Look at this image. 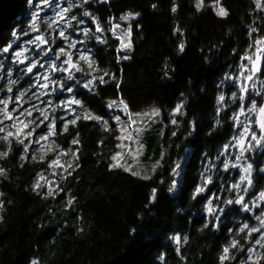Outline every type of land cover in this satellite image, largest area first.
<instances>
[{"label":"trees","instance_id":"trees-1","mask_svg":"<svg viewBox=\"0 0 264 264\" xmlns=\"http://www.w3.org/2000/svg\"><path fill=\"white\" fill-rule=\"evenodd\" d=\"M204 1L209 4L211 0ZM219 1L226 16H218L208 4L197 10L194 0H48L47 4L0 0V46L8 31L12 39L36 32L49 41H58L53 34L61 30L78 41L84 40L80 35L88 34L84 44L90 46L89 57L95 62L89 70H97L93 89L81 91L78 97L83 106L75 105L73 119L80 117L76 124L63 131L64 124L57 119L55 137L29 144L24 159L22 147L17 151L20 146L12 137V150L0 157V169L5 170L0 174V264H31L33 260L37 264H222L219 257L225 246L229 252L223 264H264V239L259 232L240 231L245 224L258 229L257 218L264 215V205L258 200L264 189V149L253 141L254 146L238 159L240 151L233 137H238L237 128L242 130L243 125L231 119L240 108L241 83L231 78L240 77L241 65L248 66V59L241 57L252 56L256 39L264 37V9L257 8L255 0ZM69 5L72 9L65 20L56 18ZM85 11L97 17L102 34ZM129 12L138 14L130 21L131 49L119 52L110 21ZM33 13L37 15L35 30L30 23ZM73 15L76 20L71 19ZM250 27L259 31L250 35ZM247 75L245 69L244 79ZM101 76L104 83H99ZM256 81L262 82L257 84L261 90L264 74ZM21 92L23 103L16 100ZM233 92L237 93L235 101ZM220 95L225 99L218 105ZM6 97L11 110L20 104L14 112L17 119L25 108L32 111V106L39 110L46 105L34 84H24ZM120 98L133 112L149 106L161 110L160 122L146 131L148 146L156 148V156L164 154L150 180L122 167H109L119 127L107 105ZM253 99L260 103L264 95L250 87L245 100L248 107ZM85 109L107 120L111 131L98 121L84 119ZM242 115L249 116L254 129L252 112ZM23 119L36 122L43 117L33 111L32 117ZM11 124L0 128L14 130ZM46 124L40 126L43 131L33 134L35 140L46 133ZM4 135L0 132V151L9 148ZM73 139L79 143L72 144ZM185 155L180 184L169 193L172 169ZM54 159L60 164L49 166ZM235 160L252 165L251 185L241 180L233 167ZM41 176L40 186L33 190ZM237 183L239 187L234 188ZM198 185L204 191L193 198ZM49 187L54 195H47ZM154 188L157 198L151 200ZM70 197L75 200L66 207ZM240 197L249 209L225 203ZM176 234L181 237L179 245L173 239ZM233 240L238 241L235 247Z\"/></svg>","mask_w":264,"mask_h":264},{"label":"snow or ice","instance_id":"snow-or-ice-1","mask_svg":"<svg viewBox=\"0 0 264 264\" xmlns=\"http://www.w3.org/2000/svg\"><path fill=\"white\" fill-rule=\"evenodd\" d=\"M84 2L87 3L88 0H84ZM255 2L257 4L258 8L259 7H264V5H262L260 3V0H255ZM29 3H32V0H29ZM42 3L47 4L48 0H42ZM217 3H219V0H217ZM154 7H155V5H154ZM196 8H197V10H199L201 8L200 0H197ZM71 9H72V5H69L68 8L61 9V11L57 12L56 15H57V17H60L62 19L63 15H67L69 12H71ZM172 11H174V12L176 11L175 3H173ZM216 14L218 16H226L227 15V11L223 7H220L219 10L216 12ZM84 15L88 16V17H91V20L96 23V31L98 33L103 31V28L100 26V23H99L97 17L92 16V14L87 12V11H85ZM133 15H138V14H134V13L129 12L127 15L121 16V19L122 20H128L129 17L133 16ZM71 19L72 20H76V16L73 15L71 17ZM36 21H37V15L35 13H33L32 17H31V21H30V23L33 25V30H35ZM79 22L81 24L84 23L83 20H80ZM50 27H51V25H50ZM258 31H259V29H257V28H252V27L249 28V34L250 35L257 33ZM84 32L87 33L88 29L85 28ZM113 34H115V29H113ZM12 35L13 36L17 35V32H16L15 29L13 30ZM127 35L129 37V41L126 44L123 43V39L124 38L123 37L120 38L121 39V45H120L121 48H130L131 47V28H129ZM60 36L64 37L65 39H67V37H65V34H64L63 30L60 31ZM96 39L100 40L101 37L97 36ZM29 43H36V47L39 48L40 44L46 43V41L43 39V36L41 35V36H37L35 41H29ZM255 45H256V52L259 54L257 56L256 60H253V58L251 56L241 57L242 60L243 59H248L251 62L252 66L248 67L247 65H241L240 77L239 78H231V79H233V83H236L237 79L241 80V83H240V94H239L240 108H239L238 112H234L233 113V116H232L231 119L234 120L237 125H239V124H241L240 117L246 111L251 113V112H255L257 110V108H258V111L260 113V118L256 121V123L258 125V128H259V134L256 131L252 130V128H251V123L252 122L251 121H246L245 123H243V129L242 130L237 128V131L240 132V135H239L238 138L237 137H233V139L237 140V144H238V146L241 149L240 156L238 157V159L243 157L244 152L247 151L248 148H251V147L254 146L252 144L253 141L255 142V145H258L261 148H264V105H258V102L255 99L252 100V103H251L250 107H248L246 105L245 100H246V97H247L248 92H249V86H248V84L243 82L244 81V70L245 69H247V71L249 73V75L247 76V80L248 81H254L257 73L264 74V65H262L260 63V61L262 59H264V50H262V47H261V46H264V37H258L256 39V41H255ZM71 46L75 47L76 46L75 42H73ZM10 47H11V45H7V46H5L2 49V51L7 53V52H9ZM180 48H181V50H183V44L180 45ZM26 50L27 49H22V50L16 52L15 56L16 57L23 56V52L26 51ZM118 51H119V49H118ZM63 52H64L63 48L58 50V53H57V58L58 59H59V53H63ZM24 59H27V57H24ZM80 59L83 60V61H87L90 69L92 68V65L95 63L94 61L90 60V57H88L86 55H83V54H81ZM20 62H22V61H20ZM64 63L68 65L67 68H64V67L57 68L55 66V64H53L51 66L52 70L53 71H66V72H69V75H68V77L66 79H68V80L74 79V77H73V75H72L70 70L71 69H75V70L79 71V70H81L80 66L78 64H74L72 62L71 54L68 55V60H66ZM2 66L3 65H0V67H2ZM34 67H35V63H30L28 65L27 71L29 73L32 72ZM93 70H95V69H93ZM105 75H107V73H105ZM44 80H45V83L39 85L38 90L39 89L48 90V81H49L48 75H45ZM96 82H97V77L93 76L91 80L87 81V83L84 85V87L92 90L93 89V85ZM104 82H105L104 81V77L103 76L99 77V83H104ZM9 83L10 84L11 83H15V81H9ZM52 83H56V82L52 81ZM59 88H60L61 91H66L68 93H72L73 92V88L67 87L66 84H63V83H61L59 85ZM251 89L253 91H256L257 95H264V91L258 89L257 85L255 83L251 84ZM9 90L11 91V89H9ZM56 90H57L56 88H52L51 89V91H53V92H55ZM41 94L43 95L44 93L41 92ZM23 95H24V92H21L20 95L16 96V100L19 101L20 103H23V100H22ZM181 95H183V94H181ZM232 97H233V99L235 101V98L237 97V93L233 92L232 93ZM224 99H225V97L223 95L218 96V98H217L218 105L221 102H223ZM0 103H2L3 106H4L2 109H0V113H2V115H0V119L6 118V119L12 121V124L10 125V128L14 129V130H6L5 128H0V132H5V135L2 137V139L9 144V148H8L7 151H0V157H6L8 155V153H9V151L12 150L11 149L12 141H11L10 138L14 137L15 140H16L17 145L20 146V147L17 148V151H20L21 147L23 149V151H21V159H24L25 158V153L29 152V144L34 143V142L38 144L40 141L46 140L48 136L56 134V128H57V123H56L57 116L55 114V109L56 108L63 107V108H67L71 112H75L76 109L72 107L73 104L74 105H80L81 107L83 106L81 100L74 99V98L71 99V100H67V101H61L59 105H57L55 103L42 105V107L39 110H37L35 108V106H32V111H29L28 108H25L20 113V117L21 118L17 119V117L13 116V113L16 112L17 108L20 107V104H17L16 108H13L11 111H8L9 100H3V101H0ZM121 105H123V110H124L125 114L129 117V121L128 122L121 121V117L118 116V115L112 117V119L117 122V127H119L120 132H121V135L118 136L117 139L118 140H125V139L131 140V139L134 138L135 135H138L140 132L144 131L145 128H143V127L137 128L136 127L137 120L132 118L133 114L131 113L130 109L128 108V105L123 101V99H121L119 101V103H117L116 101L110 102L107 105V108L115 110V109H119ZM181 107H182V103L181 104H177L176 108L172 110V114L175 115L176 113H178L180 111ZM225 107H226V105H225ZM45 109H47V111H45ZM33 111H39L40 116L43 117V119H38L36 122H34L33 119H27V120L23 119L24 117H32V112ZM220 111H221V108L217 107V113H219ZM49 113H52V115L50 116ZM85 113L86 114L84 116V119L98 121V122L102 123L103 125H105V131H111V128L109 127V122L107 120H105L103 117L91 114L86 109H85ZM65 115H67V113H65ZM135 115L138 116V117L151 116L152 120L149 121V123L152 124V123H157V121H156L157 117H161V110L154 108V109L151 110V112L137 113ZM79 118L80 117L77 116L75 119L64 120L63 121V124H64L63 131H67L68 130V125L69 124H73V125L76 124V122H77V120ZM60 119H63V118H60ZM47 121H51V122L46 124ZM129 123H130L131 127H128ZM140 123L144 124V120L141 119ZM171 123L173 125H175L177 123L176 119H172ZM219 123H220V121L218 120L217 124H219ZM45 124H46V127L48 129V132L45 135L39 136L38 140H35L34 137H33V134L36 133L37 129H40L41 131H43V129L40 128V126L41 125H45ZM125 133H126V135H125ZM77 135H79V133H77ZM172 135L175 136L176 133L173 132ZM249 137H250V140L248 139ZM71 143L74 144V145L78 144L79 140L78 139H73L71 141ZM246 145H247V147H246ZM139 146L143 147V144L140 143ZM224 147L227 148V147H229V145L225 144ZM49 150H51V149H49ZM61 152H63V150H61ZM72 155L74 157L76 156L75 153H73ZM120 155L121 154L119 152H116V153H114L112 155L111 159L113 161H117V157H119ZM32 158L36 159L35 155H33ZM40 159L43 160L44 156L41 155ZM163 159H164V154L162 153L160 161H157L153 165V168H152L153 173H155L156 170L160 167L161 161ZM58 164H60L59 159H54V160H51L49 162V166L58 165ZM120 166L121 165L119 163H112V164L109 165L110 168H117V167H120ZM177 166L179 167V165H177ZM235 166L236 165H233V167H235ZM77 167H78V165H77ZM224 168L225 169L229 168V163L227 161H225V163H224ZM251 169H252V165L249 164L247 166V168H243V171L246 174L250 175ZM4 171H5L4 169H0V174H3ZM172 171L175 174L177 172V169L173 168ZM67 174L71 175L70 172H68ZM133 175H138V173H133ZM142 178L145 179V180H150L152 177L151 176H144ZM40 179H43V177L41 176L37 180V182L32 185L33 190H36L40 186V184H39V180ZM61 179H63V177H61ZM245 179L248 180V184L249 185L252 184V181H251V179H248V176L242 175L241 176V180H245ZM233 187L234 188H238L239 187V183H237L236 185H233ZM170 191H171V189H170ZM203 191H204V189L201 188L198 185L196 187V189L194 190L193 194H192L193 198H195L198 193H201ZM244 191H247V189H244ZM2 195L3 194L0 193V196H2ZM47 195H54V193L52 191V187H49ZM156 198H157V189L154 188V189H152L151 200H155ZM259 198L261 200H264V191L260 192ZM74 200H75L74 197H70L68 199V201H67V204L65 206L66 207L70 206L74 202ZM243 200H244V198L240 197L239 199H237L235 201L229 200V201H226L225 203L226 204H232V203L242 204V207L244 209H249V205L247 203H243ZM2 206H3V202L0 201V207H2ZM208 211L211 213L213 211V209L211 207H209ZM219 211H223V209H219ZM257 219L260 221V227L258 229L257 228H251L247 224H245V225H243L241 227L240 231H243L244 229H247L248 232H249V235H251V233H253V232H259V235L261 236V238L264 239V218L258 217ZM229 231H232V230L230 229ZM173 239L177 242V245H179V242H180V239H181L180 235L176 234L173 237ZM184 239L187 240V237H184ZM237 243H238V241L233 240L231 246L235 247L237 245ZM257 243H261V241L257 240ZM262 246H264V245H262ZM177 251L178 252L180 251L179 247H177ZM228 252H229V247L225 246L224 249H223V254L219 257V259L221 260L222 264L228 258V256H227ZM248 252H249V259H252V255L251 254L253 252V249H251V248L248 249ZM31 264H37V261L33 260L31 262Z\"/></svg>","mask_w":264,"mask_h":264},{"label":"rangeland","instance_id":"rangeland-1","mask_svg":"<svg viewBox=\"0 0 264 264\" xmlns=\"http://www.w3.org/2000/svg\"><path fill=\"white\" fill-rule=\"evenodd\" d=\"M100 1L103 2V1H107V0H100ZM196 2H197V0H194L195 6H196ZM200 3H201V8H203L205 5L208 4L204 0H200ZM260 3L262 5H264V0H260ZM255 4H256V2H255ZM208 5L214 9V2H210ZM256 7H257V4H256ZM219 8H220V6H219ZM219 8H216V10L215 9L214 10L217 12L219 10ZM259 8H264V7H259ZM136 16L137 15L130 16L128 20H122L120 18L117 21H113L111 23V28L117 30L120 34H122V37L124 38L123 43H125V44L128 43V41H129V37H128L127 33H128L129 28H130V21L133 18H135ZM118 48L120 51H126V50L130 49V48H121L120 45ZM258 83H262V82H258V81L255 82V84H258ZM116 102L119 103V101H116ZM154 108L160 109L157 106H149V107H147V108H145L139 112L131 111V113L133 114L132 118L137 120L136 127L137 128L143 127V128H145V130L140 132L138 135H135L134 138L131 140H129V139L118 140L116 152H119L121 155L119 157H117V161L113 162V163H119L121 165L120 167H122L125 170L127 169L126 171L130 172L131 174L138 173V175H135V176H138L141 178L144 176H152L153 175V171H152L153 165L157 161H160V158H161V154L159 156H156L157 150L154 146L153 147L148 146V138H147L148 133L146 132L150 129H154V126L160 122L161 117L156 118L157 123L150 124L149 121L152 120L151 116L138 117L135 114L151 112V110ZM113 111H114V116L118 115L121 117V121H123V122L129 121L128 117L127 118L124 117V115H126V114L123 110V105H121L119 109H115ZM253 113H255V112H252V114ZM141 119L144 120V124L140 123ZM240 119H241V124L243 125V123H245L246 121H249V116L242 115L240 117ZM7 123H8V119H6L5 121L0 120V127L7 125ZM128 127H131L130 123L128 124ZM120 135H121V132L119 130V136ZM125 135H126V133H125ZM48 139H49V137H47L46 140H42V141L43 142L48 141ZM140 143L143 144V147L139 146ZM185 157H186V155L184 157L180 158L176 164L177 172L174 174V180H173L170 188L168 189L169 193H174L177 190L178 185L180 184L181 170L183 167V162L185 160ZM177 165H179V167ZM233 165H236V168L239 170L241 175H246V176H248V179H250V175L246 174L243 171V168H247V166L249 164L244 163L242 160H235ZM245 180L248 181L247 179H245ZM170 189H171V191H170ZM263 218H264V215H263Z\"/></svg>","mask_w":264,"mask_h":264},{"label":"flooded vegetation","instance_id":"flooded-vegetation-1","mask_svg":"<svg viewBox=\"0 0 264 264\" xmlns=\"http://www.w3.org/2000/svg\"><path fill=\"white\" fill-rule=\"evenodd\" d=\"M10 33L9 31L6 33V36L3 37L4 41H7L9 39ZM7 43V42H6ZM53 45V44H52ZM6 46V44L0 46V65H3L2 67H0V101L2 100V96L9 92V81H15V83H11V84H44L45 80L44 77L45 75H48L49 77V81H48V90H46V94L51 98L52 101H54L55 104L59 105V102H61L60 100H62V96L61 97H56L55 96V92L51 91L52 88H59V85L61 83L66 84L67 87H71V84H80L77 83L76 80H78L79 76L81 74L86 75L87 72L85 70V64L84 62L80 59V57L77 56V53H79L80 51L76 48V47H72L71 45L68 47H65L64 44L59 43L58 46L54 45V49L51 50L50 47L45 48V50H40V70L39 72L34 75L33 77H31V79L36 78L35 81L32 80H25V72L24 75L22 74V71H16V68L11 69L9 67V62L8 60L10 59L9 55H3V51L2 49ZM57 46V47H56ZM63 48L64 52L63 53H59V59L57 58V53L58 50ZM71 54V58L76 61L78 63V65L80 66L79 71L73 69L71 71L74 79L72 80H68L66 79L69 75L66 74L65 71H56V74H53L52 71V65L55 64V66L57 68L60 67H64L67 68V64H65L64 62L66 60H68V55ZM2 62H6V63H2ZM18 73L20 74V79L17 80L16 75H18ZM52 81H55L56 83H52ZM52 84H55V86L53 87ZM66 92V91H65ZM64 92V94H65ZM68 93V92H66ZM63 94V95H64ZM4 106L2 103H0V109H2ZM10 108V104H8V111ZM74 112L70 111V116L72 117ZM2 114V113H0ZM55 114L58 115V111L57 109H55ZM4 120H6V118H4Z\"/></svg>","mask_w":264,"mask_h":264},{"label":"water","instance_id":"water-1","mask_svg":"<svg viewBox=\"0 0 264 264\" xmlns=\"http://www.w3.org/2000/svg\"><path fill=\"white\" fill-rule=\"evenodd\" d=\"M10 45H11L10 49H12V48L16 45V42H14V43H12V44H10ZM10 49H9V50H10ZM262 50H264V49H262ZM258 55H259V54L255 51V52H254V56H253V60H256ZM20 61H22V62H20ZM24 62H25V59H20L19 62H18V64H19V65H22V64H24ZM260 63H261L262 65H264V59H262V60L260 61ZM251 66H252V65H251V62H250V67H251ZM27 68H28V67H27ZM34 68H35V67H34ZM34 68H33V70H34ZM32 72H33V71H32ZM32 72L29 73V72L27 71V74L30 75ZM257 74H259V73H257ZM249 82H250V81H248L247 78H246L244 83H246V84L249 85ZM261 105H264V103H262ZM259 118H260V113H259V111H257L256 116H255V125H256V127H257V130H259V128H258V125H257L256 121H257ZM51 136H53V135H51ZM238 149H240L239 146H238ZM262 202L264 203V200H262Z\"/></svg>","mask_w":264,"mask_h":264},{"label":"bare ground","instance_id":"bare-ground-1","mask_svg":"<svg viewBox=\"0 0 264 264\" xmlns=\"http://www.w3.org/2000/svg\"><path fill=\"white\" fill-rule=\"evenodd\" d=\"M264 191V189L260 190V192Z\"/></svg>","mask_w":264,"mask_h":264}]
</instances>
